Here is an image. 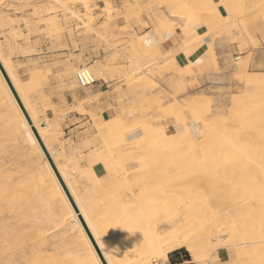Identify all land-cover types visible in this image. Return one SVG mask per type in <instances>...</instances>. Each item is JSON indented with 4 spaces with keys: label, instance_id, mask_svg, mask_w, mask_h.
Returning <instances> with one entry per match:
<instances>
[{
    "label": "rangeland",
    "instance_id": "1",
    "mask_svg": "<svg viewBox=\"0 0 264 264\" xmlns=\"http://www.w3.org/2000/svg\"><path fill=\"white\" fill-rule=\"evenodd\" d=\"M62 1H68L69 10L66 11L59 8L54 12H50V10L48 11L42 7V5L49 6L52 0L51 2L50 0H0V15H3L4 20L6 19L5 15L6 17L8 16V24H4L6 21L4 22L3 20L2 24V15L0 16V32L6 26L21 23L22 28L18 27L17 30H12L13 38L16 42H21L17 43L19 48L23 44H30L31 37L35 35L38 37L36 43L45 41L49 44L48 49L60 50L62 61L60 63L61 74L58 76L60 77L61 88L87 89V87H79L76 81L75 74L81 67H88L92 71L103 74L102 78L96 79L98 81H107L108 86L106 88L109 89L107 93L110 94L114 103L111 109L115 117L103 123L100 117L94 114L91 116L97 131L95 138H104L106 146L112 143L111 141L114 139L116 143H112V146L117 148L115 144H118V146H121V150H125V153L116 154V156H119L117 158V162L119 159L117 166L123 162L119 165L123 169L134 165L137 170L143 172L140 173L142 177L138 175L141 177H139L140 180L136 176L138 183L135 180L136 184H141V188L137 193L144 192L143 196L146 193L150 196H148V200L140 204L139 216L143 223L146 222L148 226L155 228L157 224L159 233H162L170 229L171 224L168 222L175 215H178L180 223L187 220L189 224L190 222L195 224L198 223L199 218H210L213 216L212 213H216V211H219V214L225 212L224 210L220 212L222 207L225 209L231 205L230 199L238 195L236 191L240 190V186L244 185L243 181H248L255 166L262 165L263 167L262 162H264V151L253 150V152H248L243 150V145L240 144L242 141L244 143L249 142V138L252 139L258 133L260 134L261 132L262 134L264 131V95L261 92L262 88H264V0H213V4L205 5L203 3L205 7H194L196 10L185 2L179 5L173 4L172 0H153L150 6V13L136 16L137 19L135 15H131L128 12L132 7H137L136 1L138 0H123L121 3L113 0H88L92 6H99L92 11V21H88L87 10L82 3H77L76 0ZM105 1H110L111 6H113L111 12L112 15L114 14L117 17L115 23L109 24L106 22L108 14L103 8ZM41 7L44 9L41 10ZM10 11L20 13V17L15 21L10 17ZM165 11H177L183 18H169L172 23L170 24L169 19H164L165 21L161 19V13ZM199 19L210 27L216 48L209 49L208 60L206 59L207 63L204 62L197 68L200 72H203L207 64H210L211 68L213 67L220 74V80L218 83L206 85L199 89H188L187 77L189 71L187 70L188 68L177 63L175 59L177 51H167L156 55L151 48L143 43L142 37L135 30L151 26L156 32L161 34L166 29H172L174 32L179 29L181 31L180 44L189 39L193 45L196 38L201 39L202 37L192 27V23ZM233 44H237V52L234 51ZM0 52L3 57L8 59L9 56L12 61L11 56L14 52H11V50L7 51L1 40ZM20 52L18 51V53ZM224 52L227 53L226 59L223 64L224 67L220 69L217 59ZM152 56H158L159 61L157 63H149L148 58ZM250 66L252 68L250 73H246L248 79L244 83L245 72L249 70ZM135 71L139 72L134 74ZM15 77L21 89L19 90L25 95L26 88L24 84L18 80L16 75ZM233 79L236 82L233 83ZM97 97L95 95L91 99H96ZM198 97H203V106L194 107V104H192L193 106L189 107L184 105L185 103L188 105L190 98L197 100ZM30 107L32 108V106ZM30 107L29 111L31 110L33 121L42 128L38 114ZM79 110H82V108L79 107ZM5 111L0 96V201L4 199L0 203V214L2 212L0 221L4 223L3 225L0 222L2 229H0V233L6 236V233L8 235L11 233L12 237H15L13 238L15 240L11 242L10 234L7 241H10L11 244L13 243L11 247L12 249L15 247V250L11 251L14 254H16L14 251L18 252L15 256L17 258H20L19 254L21 255L24 248L27 250L29 246L31 247L34 244L36 251L33 250L32 246L33 249L30 247L28 249V251L31 250L30 253L40 251V255H45V251L49 249L46 254L50 256L55 251L59 253V257L70 253L72 260H69L71 262L75 261L77 260L75 251L78 250L76 244L79 240L78 235L84 238V245L87 243L90 245L89 238L84 237L80 233L77 235L76 228L74 230L73 228L55 226L57 220L54 222V218L60 217V213L57 210L60 209L58 206L64 197L61 184L54 175L51 166L45 161L43 149L41 148L44 155L40 149L30 142L28 129L19 125L24 131L21 133L19 131V133L16 132L18 130H15L17 125L13 127L15 123L12 122V118ZM7 116H9L8 119ZM19 120L27 122V118L21 113ZM120 120L122 121L120 122ZM122 122L124 124L120 126L119 124ZM139 122L141 124H144V122L146 124L147 122L151 123L156 131L152 127L141 129L142 126ZM189 122L196 124L198 128L197 138L192 136L188 128ZM248 122L250 123L248 124ZM129 123L130 125L128 126ZM131 123H135L134 126H139L134 127ZM251 124L254 126L252 129L249 126L251 130L249 128L244 130L246 126L248 127ZM172 125H183L184 130H174ZM159 126L161 128H158ZM47 127L51 131L44 134V137L49 142L50 138H55L56 135L55 129H52L50 122H47L45 128ZM136 128L141 129L140 136L136 140H132L134 142L127 141L125 131L127 133ZM243 137L247 140L245 139V141ZM139 138L143 139V142L139 141V143ZM137 145V149L141 145L140 149L142 151L139 153L132 149ZM51 147L49 146V148ZM237 148H241L242 153H240L239 149L238 152ZM107 156L106 159H113L114 157L111 151ZM120 156L124 158V161H122ZM252 164L253 167H251ZM58 165L73 189L65 168L60 166L59 163ZM248 169L252 170L249 171ZM126 172L129 173V170H126ZM240 180L242 183L239 182ZM128 185L127 181L125 191L127 192L128 189L133 191L134 187ZM24 190H26L25 193H23ZM147 191L151 192V194ZM5 192L12 194L9 195V198L16 205H14V202L11 203L7 197L9 193ZM1 195H3V198ZM22 195L23 197H21ZM75 195L81 206V211L86 214V217L93 219L92 223L94 222L98 227V220H95L90 215L84 200L77 194ZM229 195L231 198H226ZM13 197H18L17 199L21 200L18 202L17 199H12ZM222 197H225L224 200ZM221 198L222 200H220ZM223 201L222 205H224L222 206L220 203ZM228 201L230 204H228ZM6 204L7 207L8 204L10 206L8 209ZM21 204L24 205L23 209H20V207L22 208ZM225 204L227 205L226 207ZM3 205H5L4 209ZM19 205L20 207L18 208ZM27 205L30 206L28 207ZM11 206L14 207L11 209ZM12 211L13 214H11ZM240 213L242 212L234 214L235 216L233 215L234 218L236 217L235 220L231 216L232 219L229 220V216L226 218L221 214V219L226 218L227 220H220V225H223L222 222L225 225L228 224L225 227L228 230V227L234 225L235 222L237 229L241 233H245L243 227L248 215L245 212L242 213L243 215ZM57 214L59 215L56 216ZM16 219L18 220L17 222H21L20 225L23 224L21 227H19V223H15ZM10 226L18 227L10 229ZM24 226L26 228H23ZM46 227L48 228L46 229ZM55 227L58 228L57 232H54L56 229H52ZM198 227L197 225L196 228ZM23 229H25V232ZM142 230V234L147 232L144 226ZM16 231L18 234H16ZM27 231H30V233L28 234ZM226 231L221 232L219 237H215V239H221L219 244L215 243L211 249L204 248L205 250H202V247L200 248V261L194 260L188 249L184 247L191 258L185 264H264V241H261L260 244L256 242L259 245H263L260 247L255 243H251L249 246H241L243 248H241L242 253L239 252L241 256L238 257L233 239L230 241L233 237L229 231ZM19 233L23 235L21 236ZM35 233H38L40 238ZM25 234L29 235L28 237L30 238L27 239L28 237ZM41 234H44L42 236L44 238L41 237ZM50 234L53 237H50ZM33 235L36 237L35 239ZM45 235L46 239H48L47 244ZM54 235L56 238H54ZM61 236L62 239L60 238ZM57 237H59V241ZM226 237L229 239L225 240ZM41 239L42 242L40 243ZM197 239L200 244H204L206 240L204 236H199V234H197ZM17 241L18 243L20 241V244L16 245ZM21 241H28V243H23L22 245ZM11 244L8 243V245ZM52 245H55L56 247H53L57 248L58 251L50 248ZM18 246L19 249L17 248L18 250H16ZM20 246L22 248L24 246L23 250H21ZM38 246L43 247L40 250ZM26 250L23 253L28 254L29 252H26ZM59 250L64 254H60ZM43 251L44 253H42ZM137 253L140 254V263L137 264H144L149 259L151 261L152 258H156L158 264L161 261H165L153 254L150 255L145 248H140L135 254ZM42 255L43 260L41 262L43 263L45 260L47 262L45 258H48L49 255H45V257ZM74 255L76 259H73ZM78 255L80 256L81 254ZM179 256L184 257V253L179 254ZM67 257L63 256L60 261L65 260ZM83 257L85 256L82 254V260ZM242 257L244 258L242 259ZM82 260L80 261L83 262ZM73 263L76 264L77 261ZM151 264H153L152 261ZM162 264H165V262H162Z\"/></svg>",
    "mask_w": 264,
    "mask_h": 264
},
{
    "label": "crops",
    "instance_id": "2",
    "mask_svg": "<svg viewBox=\"0 0 264 264\" xmlns=\"http://www.w3.org/2000/svg\"><path fill=\"white\" fill-rule=\"evenodd\" d=\"M9 15L15 21L20 17V13H15L13 11H10ZM222 15L224 16L223 12ZM18 27L22 28L23 26L21 23H14L12 26L10 25L4 27L0 32V40L6 46L7 51L11 50V52H14L11 56L13 71L18 80L22 82L26 88V93L24 95L25 100L38 114L42 125H46L47 122H50L52 129H55L56 137L50 138L52 148H55V151L53 152L54 156H58V163L60 166L64 167L68 173V178L72 184L75 194L84 200L90 215L95 220H98L100 227L102 226L101 229L103 232L106 230L107 226V229H109L110 227L112 228V224L114 225L113 229L110 228L111 230H108L110 235L107 231L108 234L106 235V241H110L109 243L112 244L108 237L113 239V235H115L114 239H116V241L113 239V243H116L117 241V243H119V240H117L118 238L122 244L124 241L127 242L126 240L130 237H132L130 238L131 241L133 240L134 242L133 238H140L142 236L143 226H148V224L146 222L143 223V220L139 216L140 202L138 203V206L136 204L134 206V202L136 200L134 199L135 197L123 189L127 185L126 182L128 181L129 185L131 184L130 186L134 187V192L137 194L138 190L141 188V184L136 185L134 181L136 180V176L140 175V172H130L129 174L131 175L132 173L133 176L131 177L129 174L126 176V174H124L125 172H121V169V173L118 171V162L106 159L107 153L104 149L105 146L103 145L104 138H95V133L97 131L91 118L94 114L97 117H100L104 123V121L115 117V114L111 109V106L114 105V103L111 100L110 94L107 93L109 90L106 88L108 86L106 83L107 81H97L95 84L87 87V89L72 87L61 88L60 77L58 76L61 74L60 63L62 61V56L60 50L48 49L49 44L45 41L36 43L38 37L35 35L31 37L30 44L26 45L22 43L23 46L19 48L17 43L21 42H16L12 35V30H17ZM192 27L195 31H197L198 35H201L202 37L201 39L196 38L194 44L186 47L185 49H180L181 31L179 29H177L176 32L171 29H167L163 30L162 33L159 34L151 26H149L140 30L137 28L135 31L142 37L143 43L147 47L151 48L152 52L156 55L176 50L175 59L177 63L180 66L188 68L187 70L189 71V75L187 77L188 89H199L206 85L218 83L220 80V74L215 71L213 67L211 68L210 64L206 66L205 71L200 72L198 70L197 67L206 62L209 49L216 48V44L214 43L210 27L203 22V20H196L192 23ZM232 47L234 51L237 52V44H233ZM18 51L21 52L18 53ZM225 52L217 59V64L220 69L224 67L223 64L227 54ZM251 68L252 66H250L249 70L245 72L244 83L247 82L248 79L246 73H250ZM234 82H236V80L233 79V83ZM95 95L98 97L96 99H91V97ZM79 107H81L82 110H79ZM188 128L192 136L197 138L198 128L196 124L189 122ZM172 129L184 130V126L172 125ZM140 134L141 129L136 128L126 133V140H135L138 136H140ZM120 151L122 150L120 149ZM134 151L136 152L137 150ZM129 169L134 170L136 169V166L130 165ZM122 173L126 176L127 181L124 176L121 175ZM116 176L120 177L116 178ZM106 199L108 200L106 201ZM121 199L123 201H121ZM132 199L134 202L131 201ZM126 201H129L130 204ZM124 204L129 205L132 210L128 208L129 206H125ZM111 205L115 206V210H118L119 207L117 213L113 212L114 209ZM110 207H112V209H110ZM125 207L134 213L132 212L131 215V211L127 210ZM106 208H109L113 213L111 215L114 216H111L110 213L107 215L109 210L107 211ZM105 214L106 216L104 217L103 215ZM129 214L130 217L132 216L131 218L129 217ZM104 218L109 221L107 222L109 225L111 223L110 226L105 223L106 221ZM110 218L111 221L109 220ZM134 218L136 219L134 220ZM102 221H104L107 226L101 225ZM137 222H139V224ZM128 223L132 225V229H130L131 225L129 226ZM119 225L121 226L120 228L124 226L123 229L125 230H121L120 232ZM126 227L131 230L129 232L131 234L127 233L129 236L127 234L123 236V233L125 234L123 231L127 230ZM158 228L159 226L156 224V228L153 231L157 232V230H159ZM138 229L139 231H137ZM114 231L120 234L122 232L123 233L117 237L118 235L113 234ZM54 232H57V229ZM76 232L78 235L79 229L76 228ZM132 235H135V237ZM120 236L124 238H120ZM139 242L141 243V240ZM139 242L137 241L136 243ZM136 243L134 244L137 246L136 250L131 248V250L127 252L129 255L137 252V249L139 248L138 245L140 244L137 245ZM151 261L153 264H158L156 258H152ZM187 261L189 260L172 263L168 256L167 260L161 261L159 264H162V262H165V264H185Z\"/></svg>",
    "mask_w": 264,
    "mask_h": 264
},
{
    "label": "bare ground",
    "instance_id": "3",
    "mask_svg": "<svg viewBox=\"0 0 264 264\" xmlns=\"http://www.w3.org/2000/svg\"><path fill=\"white\" fill-rule=\"evenodd\" d=\"M21 1V0H20ZM77 1V3L78 2H80V3H82L83 4V6L86 8V10H87V19H88V21H92V19H93V16H92V11H93V9H96V8H98L99 6H92L91 5V3L88 1V0H76ZM129 1V0H128ZM153 0H138V1H136V6L137 7H132L130 10H129V12L128 13H131V15H135V18L137 19V17L136 16H143L144 14H148V13H150V6H151V2H152ZM4 2V1H3ZM12 2V1H11ZM50 2H51V0H50ZM68 2V1H67ZM67 2H64V1H62V0H52V3H50L49 4V6L47 5V6H44V5H42V7H44L46 10H50V12H54V11H56L57 9H62V10H69V6H68V4L69 3H67ZM173 4H181V3H183V2H185L186 4H188V5H191L192 6V8H194V7H197V6H200V7H205V5H209V4H213L214 3V1L213 0H204V1H201V0H172L171 1ZM9 3H10V1H9ZM203 3L205 4V5H203ZM76 5H78V4H76ZM42 7H41V10H43L42 9ZM74 7V6H73ZM112 7L113 6H111V2L110 1H105V3H104V5H103V8H104V11L106 10L107 11V14H108V16H107V23H115L116 22V19H117V17L116 16H114V14L112 15ZM32 8V7H31ZM191 8V7H190ZM199 9V8H198ZM204 9V8H203ZM24 10V9H23ZM84 10V9H83ZM193 10V9H192ZM194 10H196L195 8H194ZM193 10V11H194ZM200 10H202V9H200ZM204 11V10H203ZM207 11V10H206ZM72 13H74L73 11H71ZM4 13V12H3ZM70 13V12H69ZM2 15V14H1ZM0 15V16H1ZM84 15V14H83ZM126 15V14H125ZM124 15V16H125ZM131 15H128V16H131ZM123 16V17H124ZM161 19L162 20H166V19H172V18H175V19H177V18H183V16H181V15H179L178 13H177V11H165V12H162L161 13ZM2 17V19H1V23L3 24V21L5 22L4 24H8L7 23V17H6V15H5V20H4V18H3V15L1 16ZM77 17V16H76ZM80 17V16H79ZM81 19V18H80ZM129 19V18H128ZM169 19V20H170ZM3 20V21H2ZM11 20V19H10ZM9 20V23L11 24V21ZM54 20V19H53ZM164 20V21H165ZM24 21V20H23ZM169 22V21H168ZM168 22H166L167 24H169ZM166 24V25H167ZM170 24H172L171 23V20H170ZM169 24V25H170ZM3 27V26H2ZM170 27V26H169ZM167 30V29H166ZM172 30V29H171ZM11 31V30H10ZM134 39V38H133ZM192 41H193V38H192ZM194 43V42H193ZM189 46H192V42L191 41H189V39L188 40H185V41H183L181 44H180V49H185L186 47H189ZM213 49V48H212ZM175 51V50H174ZM215 54V53H214ZM215 56V55H214ZM208 57V56H207ZM149 60V63H157L158 61H159V59H158V56H152V57H149L148 58ZM208 60V59H207ZM0 61H1V63H2V65H3V67L5 68V70H6V72H7V74H8V76H9V78H10V80H11V82L13 83V85H14V87H15V89H16V91H17V93H18V95H19V97L21 98V101L23 102V104H24V106H25V108H26V110L28 111V113H29V115H30V117H31V119L33 120V117L31 116V113H30V111H29V107L31 106L30 104H28V102L25 100V96L23 95V93L20 91L21 89L19 88L20 86H18L19 84L17 83V79H16V77H15V74H14V71H13V64H12V62H11V60H10V58H9V56H8V59H7V57H3L2 55H1V52H0ZM207 63V62H206ZM201 64V63H200ZM140 65V64H139ZM150 65V64H149ZM148 65V66H149ZM208 65V64H207ZM138 66V65H137ZM139 69V68H138ZM92 71V70H91ZM93 72V74H94V76H95V78H102L103 76V74H101V73H97V72H95V71H92ZM139 71H135L134 72V74L135 73H138ZM75 76H76V74H75ZM20 89V90H19ZM263 90L261 91L262 92V95H264V88H262ZM0 96H1V99H2V103H3V105H4V108H5V112H7V114H9L10 115V117L12 118H10L11 120H12V122L13 123H15L14 124V126L13 127H15V125H17V127L15 128V130H17L16 132H23L24 130L19 126V125H22V126H24L25 128H27L28 129V131H29V140H30V142H32L38 149H40L41 150V152L43 153V151H42V147H41V145H40V143H39V141H38V139H37V137H36V135H35V133L33 132V129H32V126H31V124L30 123H28V120H27V122H25V121H20L19 119H20V113L25 117V115H24V113H23V111H22V109H21V107H20V105H19V103L17 102V100H16V98H15V96H14V94H13V92H12V90H11V88H10V86H9V84H8V82H7V80L5 79V77H4V75H3V73H2V71H1V69H0ZM203 96V95H202ZM146 98V97H145ZM203 103H204V100H203V97H198V99L196 100V99H189L188 100V105L185 103L184 105H186V106H193L192 104H194V107L195 106H197V107H199V106H203ZM30 105V106H29ZM30 109H32L33 110V108H31L30 107ZM6 114V115H7ZM143 114V113H142ZM134 115V114H133ZM157 115H159V114H157ZM160 116V115H159ZM124 117V116H123ZM144 117V116H143ZM5 118V117H4ZM9 118V116H7V119ZM26 118V117H25ZM145 118H147V117H145ZM151 118V117H150ZM163 118V117H162ZM121 119H122V117H121ZM140 119H141V117H140ZM10 120V121H11ZM119 120V119H118ZM131 120H132V118H131ZM138 120V119H137ZM142 120V119H141ZM146 120H149V119H146ZM122 120H120V122H121ZM123 121H124V119H123ZM139 121V120H138ZM151 121V120H150ZM149 121V122H150ZM133 122V121H132ZM11 123V122H10ZM33 123H34V125H35V127L37 128V131H38V133H39V135L41 136V138H42V140H43V142L45 143V145H46V147H47V149L49 150V152H50V154H51V156L53 157V160L55 161V164H56V166H57V168H58V170H59V172L61 173V176L63 177V179H64V181H65V183H66V185H67V187H68V189H69V191H70V193H71V195H72V197L74 198V200H75V203H76V205H77V207H78V209H79V212L80 213H78L75 209H74V207H73V205L71 204V201L69 200V198H68V196H67V194H66V192L64 191V189H63V187H62V185H61V187H62V189H63V193H64V197L62 198V201H61V203L59 204V210H57V212L58 213H60V217H55L54 218V222L56 221L57 223L55 224V226L56 227H59V228H61V227H65V228H69V229H74L75 230V228H77V229H79V233L80 234H83L84 235V237H88L89 238V241H90V245L87 243V244H85L84 245V238L82 237V236H80V235H78L79 236V240H78V243H76L75 241V243L77 244V249L79 250H77V251H75L76 252V256H77V260H75V261H77V263L76 264H104L103 263V260H104V262H106L107 264H137V263H140V260H139V253H137V254H135V252H134V254L132 255H129V253H127L129 250H131V248H133V249H135L136 250V245H134L137 241L139 242L140 240H141V243L139 242V243H136L137 245L138 244H140V245H138L141 249L142 248H145L146 249V251H149V253H150V255H154V256H157V257H160V258H162V259H164V260H167L168 259V256H169V253H170V251H172V250H176V249H179V248H181V247H186L187 249H188V251L191 253V255H192V257L194 258V260H196V261H200L201 259H200V255H199V251L201 250L200 248L202 247V250H205L204 248H207V249H211L214 245H215V243L216 244H219L220 243V241H221V239H215V237H219L220 235H221V232H223L224 230L226 231L227 229L225 228L227 225H225L223 222H222V224L223 225H225V226H223V225H220V223H219V221L221 220V221H224L226 218H228V216H229V220H231L232 218H234V214H236V213H239V212H242V213H246V215H248V219L246 220L245 219V223H244V231H245V233H241L237 228L238 227H236L235 226V222H234V225H232V226H229L228 227V230L227 231H229L230 233H231V235H232V237L233 238H231V235H230V241L233 239V241H234V244L236 245V248H235V250H236V254L238 255V257H240L241 256V254L239 253V252H241V246H249L251 243H255V244H258V243H256V242H259V244L261 243V241L263 242L264 241V162H262L263 163V167H262V165L261 166H255V169H251L252 170V172H251V178L248 180V181H243L244 183V185H242V186H240V190H237V191H239L238 193H237V191H236V194H238V195H236V197L234 198H232V199H230L231 200V205H229V206H227L226 204H225V209H223V205H222V203H224V201L223 202H221L220 204L222 205L221 207H222V209H221V211L220 212H222V210H224L225 212H223V213H220L219 214V211L217 212L216 211V213H212L213 214V216L212 217H210L209 215H208V217H210V218H199V221H198V223H193V222H190V224H189V222L187 221V220H184V222H181L180 223V221L178 220V215H175L174 216V218L173 219H171V220H169V224H171V227H170V229H168L167 231H165V232H162V233H159V231L157 230V232L156 231H153V230H155V227H153V226H144L146 229H147V232L146 233H143L142 234V236L139 238V237H135V235H132V236H134L135 238H133L134 239V242H133V240L131 241V239L130 238H132V237H130V238H128V240H126L127 242H125L124 241V243H120V239H118L117 237H119V235H122V233L123 232H125V234L123 233V236H125L127 233H129L131 230L130 229H132L131 227H132V225L131 224H129L128 223V225L130 226V229H127V227H126V231H123L121 234L120 233H116V231H114L113 232V234H116V235H118L116 238H117V240H119V243H113V239L115 238V235H113L114 236V238L113 239H111V238H109L108 237V239L109 240H111V242H112V244L111 243H109L110 241H106V239H107V231L111 228H109V229H107L108 228V226L107 225H109L107 222H109V221H107L106 220V218H104V220L106 221L105 223H107V225H105V223H104V221H102L101 222V225H103V226H107V228H106V230H104V232H103V230L101 229L102 228V226L100 227V223H99V226L97 227V225H95V223L93 222L92 223V220L93 219H91V218H88V217H86V214L83 212V211H81V206H80V204H79V202H78V199H77V197H76V195H75V193H74V191H73V189L70 187V185H69V183H68V181H67V179L65 178V176H64V174H63V172H62V170L59 168V165H58V159H57V155H55L54 156V154H53V152L55 151V148L53 149L52 147L51 148H49V146H52L51 145V142L49 141V142H47V139L44 137V134H47L49 131H51L50 130V128H45V124H43L42 126V128H40L39 126H38V124L35 122V121H33ZM135 123L137 124V122L135 121ZM134 123V124H135ZM140 123V122H139ZM138 123V124H139ZM250 122H248V124H249ZM122 124H124V122H122L121 124H119L120 126H122ZM126 125H127V123H125ZM132 124V123H131ZM134 124H132L133 126H134ZM141 124V123H140ZM130 125V123L128 124V126ZM136 126V125H135ZM134 126V127H135ZM137 126H139V125H137ZM136 126V127H137ZM142 126V127H141ZM141 129L142 128H150V127H152V129L153 130H155L154 129V127L152 126V124L151 123H148L147 122V124H146V122H144V124H141ZM144 126V127H143ZM249 126H250V128L252 129V127H254L252 124L251 125H248V127L246 126V128H244V130L245 129H247L248 130V128H249ZM243 127V126H242ZM130 128V127H129ZM157 128V127H156ZM158 128H161V126H159ZM249 128V129H250ZM128 129V128H127ZM131 129V128H130ZM250 129V130H251ZM43 130H45V131H43ZM123 130V129H122ZM145 130V129H144ZM158 130V129H157ZM43 131V132H42ZM156 131V130H155ZM14 132V131H13ZM18 132V133H19ZM31 132H33V133H31ZM129 132V131H128ZM243 132V131H242ZM245 133V132H244ZM125 134H126V131H125ZM124 134V135H125ZM243 135V134H242ZM246 135V134H245ZM125 137V136H124ZM244 138V137H243ZM137 139V138H136ZM135 139V140H136ZM140 139V138H139ZM246 138H244V140H245ZM51 140V139H50ZM104 140V139H103ZM238 140H239V138H238ZM243 140V139H242ZM247 140V139H246ZM245 140V141H246ZM249 142L247 141V142H245V143H247L246 145H245V143L242 141V143H240L241 145H243V147L242 148H244L243 150H246V151H248V152H253V150H259V151H264V131H263V133L261 134V132H260V134L258 133V135L257 136H254V138H252V139H250L249 138ZM143 142V139H140V140H138V142ZM232 141H234V140H232ZM108 142V141H107ZM112 143H114L115 142V140L113 139V141H111ZM132 142H134V141H132ZM132 142H130L131 144H132ZM139 142V143H140ZM238 142V141H237ZM103 143H104V141H103ZM105 143H106V139H105ZM112 143H110V144H107V146H106V144H103V145H105V150H106V152L107 151H111V153H113V159H111L110 157V161H113V160H115L116 162H117V158H119V156H116V154H119L120 152H122V151H120L119 149H121L120 147V145L118 146V144H115L116 146H117V148H115L114 146H112ZM116 143V142H115ZM138 143V144H139ZM233 143V142H232ZM236 143V142H235ZM53 144V143H52ZM134 144V143H133ZM114 145V144H113ZM130 146H132V145H130ZM231 146H232V144H231ZM238 146H239V143H238ZM35 147V148H36ZM104 147V146H103ZM137 147H138V145L137 146H135V148H132V149H135V150H137L136 151V153H139V152H141L142 151V149H140L141 148V145L139 146V149H137ZM237 147V146H236ZM60 148V147H59ZM62 148H63V146H62ZM128 148H130V147H128ZM124 149H125V146H124ZM238 149H239V151H240V153H242L241 151L242 150H240L241 148H237L236 150L238 151ZM62 150V149H61ZM120 151V152H119ZM238 151V152H239ZM59 152V151H58ZM109 152H107L108 154H109ZM124 153H125V150L123 151ZM122 152V153H123ZM57 153V152H56ZM58 154V153H57ZM107 154V155H108ZM43 155H44V153H43ZM59 155V154H58ZM111 155V154H110ZM124 156H125V154H124ZM108 157V156H107ZM121 158H122V161H124L123 159V157L122 156H120ZM44 158L46 159L45 161L51 166V164H50V162H49V160L47 159V157H45V155H44ZM206 158V157H205ZM204 158V159H205ZM101 160V159H100ZM121 160V159H120ZM43 161V160H42ZM204 161V160H203ZM202 161V162H203ZM105 163V162H104ZM118 163H119V159H118ZM123 163V162H122ZM122 163H120V164H118V168L117 169H119L118 171L120 172V169H121V172L123 171V172H125L124 174H126V176H128V174L130 173V172H140V173H143V172H141L140 170H137V168L136 169H134V170H131V169H129V168H126V169H123L122 168V166L120 167L119 165H121ZM204 164H206V163H204ZM260 164V163H259ZM139 166H140V163H139ZM138 166V167H139ZM204 166V165H203ZM251 167H253V164H252V166ZM51 168L53 169V167L51 166ZM140 168V167H139ZM258 169H260V170H258ZM126 170H129V173H127L126 172ZM239 170V169H238ZM241 170V169H240ZM249 170V169H248ZM251 170H249V171H251ZM255 170V171H254ZM54 171V170H53ZM120 172V173H121ZM250 173V172H249ZM172 174V173H171ZM245 174V173H244ZM54 175L56 176V178H57V180L59 181V179H58V177H57V175L55 174V171H54ZM121 175H123V173L121 174ZM120 175V176H121ZM130 175V174H129ZM120 176H116V178L117 177H120ZM124 176V175H123ZM126 176H124V178H125V180L127 179L126 178ZM131 177L133 176L132 175V173H131V175H130ZM129 176V177H130ZM141 177H142V174L140 175ZM140 176H137L138 177V179L140 180ZM140 177V178H139ZM133 179V178H132ZM241 179V178H240ZM142 180H144V179H142ZM210 180V179H209ZM127 181V180H126ZM111 182V181H110ZM109 182V183H110ZM135 182V181H134ZM136 182L138 183V180H136ZM140 182V181H139ZM239 182H241V180L239 181ZM238 182V183H239ZM59 183H60V181H59ZM106 183V182H105ZM127 183V182H126ZM132 183V182H131ZM242 183V182H241ZM61 184V183H60ZM135 184V183H134ZM234 184V183H233ZM109 185V184H108ZM131 185V184H130ZM130 185H128V186H130ZM137 185V184H136ZM138 185H140V184H138ZM125 186V185H124ZM237 186V185H236ZM125 187H127V186H125ZM125 187H124V191H125ZM221 187V186H220ZM227 187V186H226ZM230 187V186H229ZM129 188V187H128ZM223 189V188H222ZM118 190V189H117ZM147 190V189H146ZM229 190V189H228ZM25 191L26 190H24V192L23 193H25ZM28 191V190H27ZM34 191H35V189H34ZM122 191V190H121ZM151 192H153L152 190H150ZM234 191V192H235ZM117 192V191H116ZM127 192L128 193H131L135 198L134 199H136L135 200V202H137V203H135L134 201H133V199L131 200V201H133L134 202V206H135V204L138 206V203H139V205L140 204H142L144 201H146V200H148L149 199V195H148V193H146L144 196H143V194H144V192L143 193H135L134 192V188H133V191L130 189H128L127 190ZM147 192H149V191H147ZM151 192H149L150 194H151ZM232 192V191H231ZM5 193H9V192H5ZM5 193H3V194H5ZM12 193V192H11ZM22 193V194H23ZM29 193V192H28ZM27 193V194H28ZM32 193V192H31ZM114 193V192H113ZM121 193V192H120ZM230 193V192H229ZM228 193V194H229ZM233 193V192H232ZM14 194V193H13ZM33 194V193H32ZM118 194V193H117ZM227 194V195H228ZM235 194V193H234ZM5 195H7V194H5ZM9 195H12V194H8V199L11 201V203L12 202H14V201H12L10 198H9ZM112 195V194H111ZM115 195V194H114ZM226 195V194H225ZM231 195V194H230ZM226 196V198L227 197H229V198H231V196ZM2 196V198H3V195H1ZM15 196H16V193H15ZM14 196V197H15ZM19 196V195H18ZM27 196V195H26ZM109 196V195H108ZM149 196V197H148ZM6 196H5V198H7ZM12 198V199H17V198ZM21 197H23V195L21 196ZM112 197V196H111ZM145 197V198H144ZM223 198V197H222ZM222 198L220 199V200H222ZM225 198V197H224ZM224 198H223V200H224ZM110 199V198H109ZM152 199V198H151ZM2 200H4V199H1V201H0V203L2 202ZM7 200V199H6ZM18 200V202L21 200H19V199H17ZM27 200V199H26ZM108 199H106V201H107ZM225 200H227V199H225ZM229 200V201H230ZM8 201V200H7ZM6 201V202H7ZM25 201V200H24ZM121 201H123L122 199H121ZM228 201V204H230V202ZM9 202V201H8ZM128 204H130V202L129 201H126ZM10 202H9V204H11ZM23 203V202H22ZM107 203V202H106ZM116 203V202H115ZM126 203V204H127ZM9 204H8V207H10L9 206ZM113 204V203H112ZM126 204H124L125 206H129V205H126ZM12 205V204H11ZM14 205H16V203L14 202ZM18 205V204H17ZM110 205V204H109ZM117 205V204H116ZM1 206V205H0ZM4 206L5 205H3V209H4ZM21 206H22V208L20 207V205L18 206V208L20 207V209H23V206L24 205H22L21 204ZM28 206V205H27ZM30 206V205H29ZM28 206V207H29ZM112 207H113V209L115 208V206H113V205H111ZM133 206V207H134ZM6 207H7V204H6ZM8 207H7V209H8ZM14 206H11V209L13 208ZM15 207H17V206H15ZM32 207V206H31ZM30 207V208H31ZM112 207H110V209H112ZM131 207H132V205H131ZM214 207V206H213ZM218 207V206H217ZM2 208V207H1ZM122 208H124V207H122ZM125 208H127V207H125ZM128 208H130V206L128 207ZM127 208V210H129V211H131L130 209H128ZM105 209V208H104ZM107 209V208H106ZM110 209L108 208L107 209V211H105V212H107V215H109L108 213H110V215L111 214H113L111 211H110ZM116 209V208H115ZM114 209V211L113 212H116L117 213V211L119 210V207H118V210H115ZM134 209V208H133ZM214 209H217V208H214ZM10 210V209H9ZM8 210V211H9ZM19 210V209H18ZM27 210V209H26ZM36 210V209H35ZM60 210H61V212H60ZM218 210V209H217ZM2 211V210H1ZM4 211V210H3ZM15 212V211H14ZM21 212V211H20ZM29 212V211H28ZM40 212V211H39ZM133 211H131L130 212V214L132 213ZM40 213H44V212H40ZM134 213V212H133ZM242 213H240L241 215H243ZM1 214H2V212H1ZM0 214V215H1ZM11 214H13V211H12V213ZM10 214V215H11ZM15 214V213H14ZM79 214L80 215H82V217L84 218V220H85V222H86V224H87V226H88V228H89V230H90V232H91V234H92V236H93V238H94V240H95V242H96V244L98 245V247H99V249L101 250V254H102V256H103V259H101V257H100V255L98 254V252L96 251V249H94L95 248V246H94V244H93V242L91 241V238L89 237V235L87 234V232H86V230H85V228H84V226H83V224H82V222H81V220H80V218H79ZM115 214V213H114ZM119 214V213H118ZM130 214H129V217H130ZM222 214V216L224 217H226L225 219H221V215ZM24 215V214H23ZM59 214H57L56 216H58ZM132 215V214H131ZM134 215V214H133ZM234 215V216H233ZM245 215V216H246ZM6 216V215H5ZM8 216V215H7ZM12 216V215H11ZM104 217L106 216V214L105 215H103ZM111 216H114V215H111ZM200 216V215H199ZM232 218H231V217ZM238 216V215H237ZM132 217V216H131ZM130 217V218H131ZM136 217V216H135ZM1 218V217H0ZM50 218V217H49ZM101 218V217H100ZM99 218V219H100ZM103 218V217H102ZM129 218V219H130ZM246 218V217H245ZM2 219V218H1ZM0 219V220H1ZM98 219V218H97ZM136 218H134V220H135ZM236 219V217L233 219V220H235ZM13 220V219H12ZM51 220V219H50ZM53 220V219H52ZM103 220V219H102ZM110 221H111V218L109 219ZM227 220V219H226ZM18 220L16 219V222L15 223H19V225H20V223L21 222H17ZM21 221H24V220H21ZM37 221V220H36ZM47 221V220H46ZM220 221V222H221ZM1 222V221H0ZM14 222V221H13ZM49 222V221H48ZM52 222V221H51ZM128 222H129V220H128ZM1 223H3V221L1 222ZM8 223V222H7ZM9 223H12V222H9ZM104 223V224H103ZM115 223V222H114ZM116 223H118V222H116ZM130 223H131V221H130ZM138 224H139V222H137ZM231 223V222H230ZM233 223V222H232ZM6 224V223H5ZM120 224V223H119ZM3 225H4V223H3ZM11 225V224H10ZM23 225V224H22ZM22 225H20L19 227H21ZM50 225V224H49ZM110 225H111V223H110ZM109 225V226H110ZM115 225H117V224H115ZM199 226L198 228H196V226ZM113 224H112V228L111 229H113ZM126 226V225H125ZM133 226H134V224H133ZM220 226H223V227H220ZM14 226H10V229L11 228H13ZM18 227V226H17ZM16 226L14 227L15 229L17 228ZM34 227V226H33ZM32 227V228H33ZM52 228V229H57L58 230V228ZM96 227H97V229H96ZM121 226L119 225V228H120ZM123 227L124 226H122V228H120V232H121V230H125V229H123ZM137 227H140V226H137ZM5 228V227H4ZM23 228H26L25 226L23 227ZM31 228V227H30ZM38 228H39V226H38ZM48 227H46V229H47ZM104 228V227H103ZM116 228V227H115ZM0 229H1V227H0ZM21 229V228H20ZM44 229V228H43ZM42 229V230H43ZM101 229V230H100ZM110 229V230H111ZM2 230V229H1ZM0 230V231H1ZM25 229H23V231H24ZM29 230V229H28ZM38 230V229H37ZM40 230H41V228H40ZM39 230V231H40ZM63 230V229H62ZM116 230V229H115ZM119 230V229H118ZM117 230V231H118ZM129 230V231H128ZM11 231V230H10ZM17 231H19V229H17ZM16 231V232H17ZM31 231H32V229H31ZM35 231H36V229H35ZM52 231V230H51ZM135 231H136V228H135ZM137 231H139V229L137 230ZM226 231V232H227ZM8 232V231H7ZM25 232V231H24ZM28 232V231H27ZM33 232V231H32ZM41 232V231H40ZM59 232V231H58ZM62 232V231H61ZM69 232H70V230H69ZM109 232V231H108ZM119 232V231H118ZM21 233V232H20ZM19 233V234H20ZM30 233V231L28 232V234ZM44 233H46V232H44ZM68 233V232H67ZM7 234V236L5 235V234H1L0 233V264H72L73 262H75L74 260L71 262V258H72V256L71 255H69V254H66V255H63L64 257L66 256H71L70 258H65V260H61L60 261V259L63 257H59V253L58 252H54V253H51V254H53V255H49V254H46V253H48V250L49 249H44V250H46L45 251V255L46 256H48V258H45V259H47V262H45V261H43V263L41 262L43 259H42V257H41V255H40V251H38V252H34V251H36V247H34L33 245H31V247L30 248H32V246H33V252L32 253H34V254H32V253H30V251H28V249H30L29 247H28V249L26 250L25 248H24V246H23V248H24V250H26V252L28 251L29 253L28 254H25V252L23 253V248L21 249V250H23L22 251V253H21V255L19 254V256H20V258H17V257H15L16 256V254H18V252H16V251H14L16 254H14L12 251L13 250H15V247H13L14 249H12V245H13V243L11 244V242L13 241V240H15V239H13V238H15V237H12L13 235L11 234V242L10 241H7V238H8V236H10V234L8 235V233H6ZM16 234H18V232L16 233ZM36 234V233H35ZM55 234V233H54ZM59 234V233H58ZM111 234H112V232H111ZM129 234H131V233H129ZM129 234H127L128 236H129ZM134 234H137V233H134ZM197 234H199V236H204L205 238H206V240H205V242H204V244H200L199 243V241H198V239H197ZM224 234H225V232H224ZM228 234V233H227ZM245 234H246V236H245ZM21 236L23 235V234H20ZM36 235H38V233L36 234ZM56 235V234H55ZM55 235H54V238H56L55 237ZM60 235V234H59ZM67 235V234H66ZM71 235H73V234H71ZM109 235H110V232H109ZM14 236H18V235H14ZM25 236L26 237H28L27 236V234H25ZM31 236V235H30ZM42 236H44V234L42 235L41 234V237ZM57 236V235H56ZM64 236V235H63ZM136 236H138V235H136ZM32 237V236H31ZM38 237L40 238V236L38 235ZM50 237H53V236H51V234H50ZM122 236H120V238H121ZM127 237V236H126ZM126 237H125V239H126ZM222 237V236H221ZM10 238V237H9ZM19 238H20V236H19ZM18 238V239H19ZM24 238V237H23ZM30 237H28L27 239H29ZM33 238L35 239L36 237H34V235H33ZM32 238V239H33ZM42 238H44V237H42ZM58 238V241H59V237H57ZM61 239H62V236L60 237ZM63 238H66V237H63ZM69 238V237H68ZM122 238H124V237H122ZM140 240H139V239ZM225 238V237H224ZM223 238V239H224ZM26 239V238H25ZM33 239V240H34ZM53 239V238H52ZM51 239V240H52ZM70 239V238H69ZM130 239V240H129ZM215 239V241H213ZM222 239V240H223ZM227 239H229V238H227L226 237V239L225 240H227ZM16 240H17V238H16ZM38 240V239H37ZM36 240V241H37ZM45 240L47 241L46 242V244L48 243V239H46V235H45ZM54 240V239H53ZM52 240V241H53ZM124 240V239H123ZM136 240V241H135ZM30 241H32V240H30ZM44 241V240H43ZM114 241H116V239H114ZM133 242V243H131V242ZM143 241V242H142ZM42 242V239H41V241H40V243ZM121 242H123V241H121ZM201 242V241H200ZM222 242H224V241H222ZM222 242H221V244H222ZM226 242V241H225ZM8 243L9 244H11V245H8ZM21 243H22V245H23V243H28V241L26 242V241H21ZM36 243V242H35ZM53 243H54V241H53ZM15 244H16V242H15ZM15 244H14V246H15ZM18 244H20V241H19V243H18V241H17V244L16 245H18ZM43 244H44V242H43ZM58 244V243H57ZM61 244L63 245V243L61 242ZM66 244V243H65ZM72 244V243H71ZM70 244V245H71ZM257 245V246H263V245ZM10 246V247H8V246ZM37 245V244H36ZM50 245V244H49ZM56 245V244H55ZM55 245H52V247H50V248H53L54 250H56L53 246H55ZM59 245V244H58ZM57 245V246H58ZM68 245V244H67ZM233 245V244H232ZM69 246V245H68ZM72 246V245H71ZM93 246H94V248H93ZM252 246H253V244H252ZM26 247H27V245H26ZM41 247H43V246H41ZM41 247H39L38 246V248L40 249ZM45 247V246H44ZM46 247H48V246H46ZM56 247V246H55ZM135 247V248H134ZM11 248V249H10ZM19 249V246L18 247H16V250H18ZM140 248H138L139 250H140ZM246 248V247H245ZM43 249V248H42ZM75 249V248H74ZM138 249H137V251H138ZM243 249V248H242ZM12 250V251H11ZM41 250V249H40ZM53 250V251H54ZM246 250V249H245ZM51 251H52V249H51ZM57 251H58V249H57ZM60 251V254H64V253H61V250H59ZM141 251H143V250H141ZM20 252V251H19ZM74 252V251H73ZM77 252H79V253H77ZM42 253H44V251L42 252ZM67 253V252H66ZM242 253V252H241ZM75 254V253H74ZM78 254H81L80 256L78 255ZM82 254L85 256V257H83V260H82ZM45 255L43 254L42 256H44L45 257ZM127 255H129V256H127ZM149 255V256H150ZM244 255V254H243ZM153 256V257H154ZM74 258L73 259H76L75 258V255L73 256ZM81 257V258H80ZM79 258H80V260H82L83 262H81L80 260H79ZM227 258V257H226ZM244 257H242V259H243ZM69 259H71V260H69ZM69 260V261H68ZM84 260H85V262H84ZM80 261V263H78ZM74 264V263H73ZM144 264H151V261H150V259H149V261H147V262H145Z\"/></svg>",
    "mask_w": 264,
    "mask_h": 264
},
{
    "label": "water",
    "instance_id": "4",
    "mask_svg": "<svg viewBox=\"0 0 264 264\" xmlns=\"http://www.w3.org/2000/svg\"><path fill=\"white\" fill-rule=\"evenodd\" d=\"M0 69H1V71H2V73H3V75H4V77H5V79L7 80V82H8V84H9V86H10V88H11V90H12V92H13V94H14L16 100H17V102L19 103V105H20V107H21V109H22V111H23L25 117L27 118L28 122L31 124L32 129H33V132L35 133V135H36V137H37V139H38V141H39V143H40V145H41V147H42V149H43V151H44V153H45L47 159L49 160L51 166L53 167V170L55 171V174L57 175V177H58V179H59V181H60V183H61V185H62L64 191L66 192V194H67L69 200L71 201V204L73 205L74 209H75L78 213H80V212H79V209H78V207H77V205H76V203H75L74 198L72 197V195H71V193H70V191H69V189H68V187H67V185H66V183H65V181H64V179H63V177L61 176V173L59 172V170H58V168H57V166H56V164H55V161L53 160V157L51 156L49 150L47 149L45 143L43 142L41 136L39 135V133H38V131H37V128L35 127V125H34V123H33V120L31 119V117H30L28 111L26 110V108H25L23 102L21 101V98L19 97V95H18V93H17V91H16V89H15L13 83L11 82V80H10V78H9V76H8V74H7V72H6V70H5V68L3 67L1 61H0ZM79 218H80V220H81V222H82V224H83V226H84V228H85L87 234H88L89 237L91 238V241L93 242L96 251H97L98 254L100 255L101 259H103V256H102V254H101V250L99 249L98 245L96 244V242H95V240H94V238H93V236H92V234H91V232H90V230H89V228H88V226H87V224H86L84 218H83L82 215H80V214H79ZM103 263H104V264H107L106 262H104V260H103Z\"/></svg>",
    "mask_w": 264,
    "mask_h": 264
},
{
    "label": "built area",
    "instance_id": "5",
    "mask_svg": "<svg viewBox=\"0 0 264 264\" xmlns=\"http://www.w3.org/2000/svg\"><path fill=\"white\" fill-rule=\"evenodd\" d=\"M115 2H122L123 0H113ZM76 81L81 88L89 87L95 84L98 79L95 78L93 72L88 67H81L76 72Z\"/></svg>",
    "mask_w": 264,
    "mask_h": 264
},
{
    "label": "trees",
    "instance_id": "6",
    "mask_svg": "<svg viewBox=\"0 0 264 264\" xmlns=\"http://www.w3.org/2000/svg\"><path fill=\"white\" fill-rule=\"evenodd\" d=\"M181 253H184V257L179 256V254H181ZM169 258H170V261L172 263L183 262L184 260H190L191 259L188 251L184 247L176 249L173 252H171L169 254Z\"/></svg>",
    "mask_w": 264,
    "mask_h": 264
}]
</instances>
